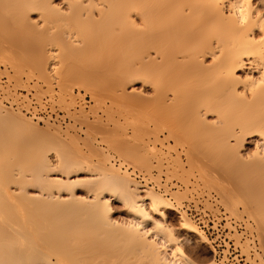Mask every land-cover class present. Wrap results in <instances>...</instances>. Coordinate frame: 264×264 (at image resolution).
Segmentation results:
<instances>
[{
  "label": "bare ground",
  "instance_id": "bare-ground-1",
  "mask_svg": "<svg viewBox=\"0 0 264 264\" xmlns=\"http://www.w3.org/2000/svg\"><path fill=\"white\" fill-rule=\"evenodd\" d=\"M251 2L255 18L264 12V0ZM234 3L240 0H0V66L17 83L22 75L44 83L51 96L59 88L61 105L69 114L75 109L77 119L89 117L78 101L82 91L93 111H103L109 99L107 113L123 114L126 132L116 138L123 128L115 121L122 129L115 138L106 129L108 147L125 146L122 156L150 172L148 155L165 149L158 163L167 161L166 169L171 164L184 185L190 179L203 185L201 196L195 188L185 202L202 201L215 213L223 205L229 218L246 224L241 233L227 223L235 243L251 263L264 262V92L241 95L244 86L237 89L264 73V44L252 43L264 33L254 24L238 28ZM7 78L0 83V131L27 140L16 151L0 141V264H113L97 253L107 247L95 245L110 239L131 243L146 264H204L185 251L191 239L215 254L208 235L176 206L187 188L175 191L140 174L139 180L130 161L114 160L123 171L115 168L88 134L83 140L51 118L39 124L46 119L23 109L33 103L44 108L34 100L16 103L6 92ZM79 186L85 187L82 194ZM213 193L216 205L210 202ZM113 202L121 204L125 218L114 217ZM171 211L180 216L178 227ZM62 212L88 216L73 229L79 216L71 215L67 229L75 234L67 231L66 241L57 226L66 223ZM48 213L61 216L51 219L58 230L53 233L46 229ZM177 247L183 256H172ZM206 264L218 263L213 258Z\"/></svg>",
  "mask_w": 264,
  "mask_h": 264
},
{
  "label": "rangeland",
  "instance_id": "rangeland-1",
  "mask_svg": "<svg viewBox=\"0 0 264 264\" xmlns=\"http://www.w3.org/2000/svg\"><path fill=\"white\" fill-rule=\"evenodd\" d=\"M0 14H1V10H0ZM9 21V20H8ZM3 22V21H2ZM7 22V21H6ZM3 24V23H2ZM1 24V25H2ZM11 24V23H10ZM9 24V22H8V25H10ZM12 24H13V22H12ZM7 26V25H6ZM12 26V25H11ZM8 72H9V70H8ZM6 73V74H5ZM7 75V76H6ZM8 75H10L9 77H8ZM13 75V73L10 71V73H8L7 74V71H5V67H1L0 66V83H2L3 82V80H2V78L3 77H8L7 78V80H8V82H7V87H6V89L8 88V85H9V88L7 89V91H6V89L4 90V91H6L7 93H9V95L11 94V95H13V96H11L10 98H12L14 101H15V99L17 98L18 100L17 101H15L16 103H22V102H20V100H25V101H30V100H34V101H36L39 105H40V107H42V108H44L45 109V107H46V105L47 104H42L44 101L45 102H47V103H49L50 105H51V113L52 114H49V115H53V114H55V117H61L62 119H63V122L62 121H57V120H55V119H51L50 120V122L51 123H53L54 121L56 122H54L57 126H59V125H61V128H62V130H66L67 129V125H68V129L67 130H72V132L73 133H75V134H78L77 136H79L80 137V135H81V139L83 138V140H90V142H92V140L94 141V142H92L93 143V145H94V147L96 146V148H98V149H96V150H98V152H99V150H100V152H101V154L103 153V154H107V155H109V159H110V163L111 164H113L114 166H115V168H119L121 171H123V169L121 168V166H119L118 164H120V165H123V163H124V165L125 164H127L130 160H128V159H125L123 156V154H122V152H124L125 151V146L124 147H119V146H121V144L118 146L119 148H118V151H117V146H116V148H114V147H112V146H110L109 145V147H108V145H107V143L105 142V140H103V138L105 137V135H106V137L108 136V134H107V132L108 131H106V129H109V135H111V133H114V138H115V136L116 135H118V132H120L119 134H121V136H116V138H119V137H121L122 139H123V137H125L124 136V134L123 133H125L126 131H124V127H125V124L123 125V121L125 120L124 118H125V116H123V114L121 115V117H118V115L116 116H113V113L111 114H108L107 112L109 111V110H107L108 108H110V105H111V101L109 100V99H107L106 100V104H105V107L103 108V111L105 110H107L106 112H103L101 109H98V110H96V111H93V109H91L92 108V106L94 105V103L93 102H91V97L88 95V94H85V92H83L82 91V93H81V97L80 98H82V99H78V101H80V103H82L83 102V106H84V108H85V111L87 112V116H89V117H78V119H77V117H74V115L75 114H73L75 111V109H72V111H70V112H73V113H71V114H69V112H66V110H65V108H63V106L61 105V103H60V101H59V95H58V93H59V88H56V87H54V90H55V92L53 93V95L51 96V93L50 92H48L49 90L47 89V86L44 84V83H42V82H37L36 80H34L33 79V81H32V79L31 80H28V78H26V76L25 75H22L21 76V81L20 82H18L17 83V80L16 79H13L11 76ZM11 77V78H10ZM10 78V79H9ZM9 80H11V81H9ZM28 80V81H27ZM37 82V85L35 84ZM4 83V82H3ZM36 86V87H35ZM38 86V87H37ZM42 86V87H41ZM137 86H138V84H137ZM10 88H11V90H10ZM47 92H46V91ZM11 92V93H10ZM75 92H76V94H78V91L77 90H75ZM30 98H32V99H30ZM82 101V102H81ZM86 104H85V103ZM79 103V104H80ZM4 104V103H3ZM5 105V104H4ZM80 106V105H79ZM7 107H9V106H7ZM106 107H108L107 109H106ZM80 109V107H76V111H78ZM95 113V114H94ZM108 115V116H107ZM120 115V114H119ZM73 116V117H72ZM95 116H97V117H95ZM99 116V117H98ZM102 116V117H101ZM74 118V119H73ZM81 118V120H82V118H83V122L82 121H79V119ZM100 118V119H99ZM115 120H114V119ZM75 119H77V121L75 120ZM84 119H88L87 121H84ZM95 119V120H94ZM99 119V120H98ZM36 121V120H35ZM45 121H49V120H40V121H36V122H39V124H44V122ZM75 121H76V123H75ZM115 121L116 122H118V123H116V125L117 124H119V123H121V124H119V125H122V131H119L118 130V132L116 131V129H120V128H116L115 126ZM91 122V125H92V123H97V124H99V125H97V124H93V125H95V126H93L92 125V129H93V131L91 132V130H90V128H88L87 126H89V127H91V125L89 124V123ZM82 123V124H81ZM59 124V125H58ZM85 124V125H84ZM115 125V126H114ZM99 127V129H98V131L99 132H97V130H95L94 128H97V127ZM94 127V128H93ZM107 127V128H106ZM112 127H115V130H114V128H113V130H114V132H110L111 130H110V128H112ZM87 129H89V130H87ZM120 129V130H121ZM82 130V131H81ZM94 130L96 131V132H94ZM106 131V132H105ZM116 131V132H115ZM82 132V133H81ZM92 134H91V133ZM93 132H94V134H93ZM129 132V131H128ZM0 141L3 139L5 142H8V147H13V151H16V147L18 146V144L19 143H24L26 140H27V137L26 138H14L13 136H11V134L10 133H7V132H1L0 131ZM102 133V134H101ZM104 133V134H103ZM87 134H88V136H90V137H87ZM92 136H91V135ZM100 134V135H99ZM99 135V136H98ZM103 135V136H102ZM101 136V137H100ZM87 137V138H86ZM94 137H96V139L94 138ZM112 137V138H113ZM84 138H86V139H84ZM102 138V139H101ZM111 138V139H112ZM113 138V139H114ZM104 139H106V138H104ZM97 140V141H96ZM103 140V141H102ZM87 142V141H86ZM97 142V143H96ZM88 144H90L89 142H88ZM91 145V144H90ZM92 145V146H93ZM112 147V148H111ZM102 148V149H101ZM116 149L115 151H117V152H114V149ZM158 148H160L161 149V146L160 145H158ZM163 149V148H162ZM102 150H103V152H102ZM106 150V151H105ZM158 150V149H157ZM105 151V152H104ZM108 151V152H107ZM167 152L165 149H163L162 150V152ZM157 152V151H156ZM155 152V153H156ZM160 151H158V153H159ZM162 152H160V154H157V155H155V154H149L148 155V158H149V160H150V163H151V165H150V167H152L151 168V172L150 171H147V170H145L144 169V167L143 166H141V165H136L135 166V164L133 163V161H130L131 163H132V167H130V166H127V167H130V172H132V173H134L135 172V176H137V175H143L147 180L146 181H158V182H161V183H164L165 185H167L166 183H168V188H172L173 190H175V191H177V190H180L179 192H184V189H185V191H186V188H187V193H186V195H184L183 194V197H185L184 199H183V197H182V199L183 200H181V204H177L178 202H176V206L177 207H180V209H182L183 208V204H184V202L185 201H187V200H189V196H191L193 193H196L197 192V195H199V196H201V194L202 193H199L200 191H202V192H204L203 191V185H201V186H199L198 184L199 183H195L194 182V179H190V181L188 182V183H185V185L183 184V181H184V179L182 178H180L178 175L179 174H174V172H172L173 170H171L172 168H171V164H170V167H169V169H168V167H167V169H166V166H169V164H166V162H160V163H162V164H160V163H158V159H160L159 157H160V155H161V153ZM165 152H164V154H162L165 158H166V154H165ZM123 155V156H122ZM171 155H174L175 156V154L174 153H171ZM156 156V157H155ZM163 156H161V158L163 157ZM164 157L162 158V159H164ZM124 158V159H123ZM158 158V159H157ZM119 159V161H120V163H116L114 160H118ZM166 160H168V159H166ZM163 161H165V159L163 160ZM129 162V164H131ZM153 162V163H152ZM162 165L161 166V168H160V165ZM128 165V164H127ZM163 165H164V167H163ZM154 166V167H153ZM157 166V167H156ZM136 167V168H135ZM156 167V168H155ZM162 167H163V169H162ZM158 168H160V169H162V171L160 170V169H158ZM171 168V169H170ZM153 169V170H152ZM134 170V171H133ZM142 170V171H141ZM150 170V169H149ZM159 170V171H158ZM166 170H168V172H170V173H167V171ZM170 170V171H169ZM140 171V172H139ZM141 172H142V174H141ZM128 173V172H127ZM131 173V174H132ZM151 173V174H150ZM173 173V174H172ZM137 174V175H136ZM130 175V174H129ZM176 175V176H175ZM169 177V178H168ZM178 177V178H177ZM134 178V177H133ZM144 178V179H145ZM150 178V179H149ZM140 180V179H139ZM183 180V181H182ZM191 182V184L193 185H189V183ZM176 184V185H175ZM186 184H188V185H186ZM197 184V186H195ZM187 186V187H186ZM176 187V188H175ZM199 187H201V188H199ZM78 188H80V190L78 191V193L79 194H82L83 193V191L82 190H85V187H83V186H79ZM198 190V191H196V189ZM194 189H195V191L196 192H193L194 191ZM200 189V190H199ZM165 191V190H164ZM182 192V193H183ZM163 194H165L166 195V193H163ZM204 194L205 193H203V196H204ZM189 195V196H188ZM175 202V201H174ZM222 205V204H221ZM112 207H113V209H114V217L117 219V220H121L122 218H125L126 216H125V214H124V212H123V209H122V206H121V204H119L118 202H113V205H112ZM20 208V210L23 208V207H19ZM26 208V207H25ZM222 208L224 209V207H223V205H222ZM27 209V208H26ZM22 210H24V208L22 209ZM21 210V211H22ZM214 212V211H213ZM220 212V211H219ZM219 212H217V213H219ZM69 212H67V215H64V214H66V213H64L63 214V212L62 213H60V215L61 214H63V216L66 218V216H67V218L65 219V221H63L65 224H63V225H61V223H59L61 226H59V225H57L58 227H59V236L60 237H65V236H67V238L68 237H70V236H68L67 234H68V232L67 231H72V229H70L69 228V230L67 229V227H69L70 225H67L68 223H71V218H72V216H73V219L72 220H74V218L76 219V216H79V218L77 217V220H74L75 222H73V223H75L74 225H72V223H71V228H76L77 227V225H79L78 227H80V222L78 221L79 219H80V217H81V219L83 218L84 219V221H88V219H86L88 216L87 215H81L80 214V212H78L79 213V215L78 214H76L77 212H72L71 213V215H69L68 214ZM215 213V212H214ZM51 214H53V213H51ZM74 214H76V216L74 215ZM47 215V214H46ZM46 215H45V217H46ZM54 215V214H53ZM53 215H49V213H48V217L47 218H45L47 221H51L50 223L49 222H47L46 221V223H48V225H50V224H52V220L51 219H53L54 220V217L57 215V217H59L60 215H58V213H56V215L55 216H53ZM243 215V214H242ZM245 215V214H244ZM51 216H53V218L51 217ZM68 216H70V217H68ZM87 216V217H86ZM123 216V217H122ZM231 216V215H230ZM235 216V215H234ZM240 216V215H239ZM39 217L41 218V216L39 215ZM61 217V216H60ZM86 217V218H85ZM169 217H170V220H171V222L173 223V225H175V227H178L179 226V214L178 213H176V212H174V211H171L170 213H169ZM40 218H39V223H40V225L42 226V221H44V220H42V218H41V221H40ZM56 218V217H55ZM58 219V218H57ZM61 219V218H60ZM63 219V220H64ZM67 219H69L68 221H67ZM86 219V220H85ZM55 221V220H54ZM53 221V222H54ZM58 221V220H57ZM45 222V221H44ZM43 222V223H44ZM60 222H62V221H60ZM45 223V224H46ZM57 223V222H56ZM79 223V224H78ZM58 224V223H57ZM47 225V224H46ZM47 225V227L48 228H46V229H48L49 231L50 230H52V233L53 232H55V231H58L57 230V228H55V224L53 225V226H51L50 225V228H52V229H50L49 228V226ZM65 225H67L66 226V228L65 229H62L61 227H65ZM87 225V224H86ZM56 226V227H57ZM77 227V228H78ZM56 229V230H53V229ZM73 228V229H74ZM67 229V230H66ZM87 230H88V228H86ZM61 230H63V233H64V230H66V234H61L62 232H61ZM51 232V231H50ZM88 233H89V230H88ZM87 232H86V235L88 234ZM70 234H71V237L73 238V235L75 234V233H73L72 234V232H70ZM90 234V233H89ZM62 235V236H61ZM63 235H65V236H63ZM83 235H85V234H83ZM59 237V238H60ZM60 239H62L63 241L66 239V237L65 238H60ZM61 240V241H62ZM195 240V241H194ZM66 241V240H65ZM86 242V241H85ZM89 242L87 241V244H88ZM84 244V243H83ZM97 244L98 245H100V244H103V245H105L107 248H105L104 250H101V251H103V252H100V251H98L97 253H101V254H104V255H106L107 254V256H105L104 257V260L107 258V257H109V259L110 260H112V261H114V263L113 264H146V259H144L145 257L143 256V254L141 255L139 252H138V249L136 248H133L134 246L131 244V246H133V247H131L130 246V244L128 243V242H126V241H122V240H115V239H110V241L109 240H107V241H104V242H102V243H100V241H98V242H96L95 243V245L97 246ZM129 244V245H128ZM186 244V245H185ZM184 245V248H185V251L192 257V258H194V259H196L197 261H199V262H201V263H204V264H206V263H208L209 261H211V260H213V255H212V252H211V250H210V248H209V246L207 245V244H204V243H199V241L197 240L196 241V239H191L190 241H189V243H185ZM75 245V244H74ZM85 245V244H84ZM109 246V247H108ZM135 249V251L133 250V249ZM133 250V251H132ZM137 251V252H136ZM103 260V261H104ZM106 261H108V260H106ZM253 261L254 262H252L253 264H264V262H263V260H258L257 258H255V259H253ZM109 262V261H108ZM112 264V263H111Z\"/></svg>",
  "mask_w": 264,
  "mask_h": 264
},
{
  "label": "built area",
  "instance_id": "built-area-1",
  "mask_svg": "<svg viewBox=\"0 0 264 264\" xmlns=\"http://www.w3.org/2000/svg\"><path fill=\"white\" fill-rule=\"evenodd\" d=\"M3 81H6L5 77H3ZM6 103L10 105L8 101ZM34 107L37 108V111H34ZM30 108L29 111L23 109L30 117H34L35 119L40 117L44 119L51 118L63 122L61 117H55V114L49 115L52 114L51 108L49 107L44 110L33 103ZM140 177L141 176L138 175V179H141ZM217 199V196L213 193L210 202L216 205ZM183 210L186 211L187 215L201 227L213 242L215 247L213 258L218 264H252L242 252L241 247L238 246L231 237L234 231H230V227L227 224L230 222L232 227H235L237 231L243 233L246 231L245 222L229 218L228 214H226L223 209H221L219 213H214L212 210L206 208L202 201L197 200L185 202ZM248 238L252 242L251 245L256 243L253 236H249Z\"/></svg>",
  "mask_w": 264,
  "mask_h": 264
},
{
  "label": "clouds",
  "instance_id": "clouds-1",
  "mask_svg": "<svg viewBox=\"0 0 264 264\" xmlns=\"http://www.w3.org/2000/svg\"><path fill=\"white\" fill-rule=\"evenodd\" d=\"M232 9V19L235 21L236 26L240 29H246L250 24H254V26L257 28L259 27V25L264 24V12H261L258 16L253 18L251 0H240L239 4L234 3L232 5ZM252 43L264 44V42H261L260 40L252 41ZM241 85L244 86V91L237 90L241 95H243L246 91L249 92L252 96H255L258 92H264V73H261L260 76L255 80L249 77L248 81H244L240 85H237V89ZM138 227L139 226L137 225V230ZM161 247H163V245H161ZM176 249L174 252H172L173 257H176L177 254H179L178 252H176ZM173 253L176 254L173 255ZM164 264H179V262L164 261Z\"/></svg>",
  "mask_w": 264,
  "mask_h": 264
},
{
  "label": "snow or ice",
  "instance_id": "snow-or-ice-1",
  "mask_svg": "<svg viewBox=\"0 0 264 264\" xmlns=\"http://www.w3.org/2000/svg\"><path fill=\"white\" fill-rule=\"evenodd\" d=\"M258 29H259V31H260L261 33H264V24L259 25ZM259 40H260L261 42H264V35H261V36L259 37ZM154 207H155V206H154ZM176 252H178L180 255H183V254H184V251H183V249H181V248H177V249H176ZM175 254H176V253H173V255H175Z\"/></svg>",
  "mask_w": 264,
  "mask_h": 264
}]
</instances>
